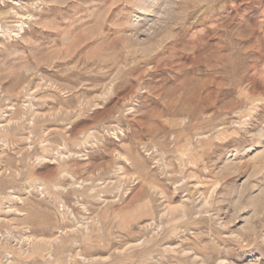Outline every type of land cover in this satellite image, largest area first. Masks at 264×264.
<instances>
[{
  "label": "rangeland",
  "instance_id": "obj_1",
  "mask_svg": "<svg viewBox=\"0 0 264 264\" xmlns=\"http://www.w3.org/2000/svg\"><path fill=\"white\" fill-rule=\"evenodd\" d=\"M263 193L264 0H0V264H264Z\"/></svg>",
  "mask_w": 264,
  "mask_h": 264
},
{
  "label": "bare ground",
  "instance_id": "obj_2",
  "mask_svg": "<svg viewBox=\"0 0 264 264\" xmlns=\"http://www.w3.org/2000/svg\"><path fill=\"white\" fill-rule=\"evenodd\" d=\"M22 24V23H21ZM20 23H19V27H20V25H21ZM134 35V34H133ZM135 39V38H134ZM142 41V40H141ZM140 73V72H139ZM258 198H256V199H253L254 200V202L255 201H257L258 202V207L261 205V206H263L262 204H264V193L262 194V195H259V196H257ZM254 198V197H253ZM252 201V200H251ZM254 205V204H253Z\"/></svg>",
  "mask_w": 264,
  "mask_h": 264
}]
</instances>
